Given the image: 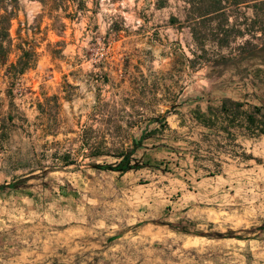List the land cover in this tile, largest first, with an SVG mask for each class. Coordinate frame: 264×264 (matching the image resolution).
<instances>
[{
	"label": "rangeland",
	"instance_id": "374dc122",
	"mask_svg": "<svg viewBox=\"0 0 264 264\" xmlns=\"http://www.w3.org/2000/svg\"><path fill=\"white\" fill-rule=\"evenodd\" d=\"M61 6L18 0L11 22L35 61L0 72V186L20 183L0 191V264H264V136L233 143L194 119L256 104L264 64L189 63L183 0ZM129 152L133 169L95 167Z\"/></svg>",
	"mask_w": 264,
	"mask_h": 264
},
{
	"label": "trees",
	"instance_id": "16d2710c",
	"mask_svg": "<svg viewBox=\"0 0 264 264\" xmlns=\"http://www.w3.org/2000/svg\"><path fill=\"white\" fill-rule=\"evenodd\" d=\"M49 13L62 9L65 0H36ZM168 0H158V6ZM184 20L175 18L180 25L185 24L190 36L198 48L191 51L192 60L189 63L199 61V64L207 66L208 72H216V69L237 67L245 62L253 63L254 66L264 64V0H183ZM18 0H0V72L3 80L11 81L13 78L25 73L35 61V52L24 46L23 42L13 44L10 35L11 22L16 16ZM242 10H250L251 18L244 17L240 20L238 14ZM77 11V10H75ZM237 15V16H236ZM244 40L241 44L231 46L239 39ZM250 40L258 41L252 44ZM211 48L208 50L206 46ZM226 51V52H223ZM16 54V61L10 62L9 58ZM255 72H263L256 68ZM11 93V88L7 90ZM247 106V108H245ZM196 122L209 130L213 136L218 137L224 133L233 143L237 135L235 129H243L250 137L264 136V105H247L244 102L224 99L218 110L208 107L207 113L197 110L194 112ZM0 119V138L4 135ZM143 136L134 144L135 148L142 145ZM240 148L239 145H236ZM132 152L124 154L116 166H110L111 170L126 172L133 169L129 165ZM243 159H251L244 153ZM98 169H108L109 165L95 166ZM20 183L14 182L9 185H1L4 189H17ZM183 231V230H177ZM221 238H231L224 236ZM240 240V238H236Z\"/></svg>",
	"mask_w": 264,
	"mask_h": 264
},
{
	"label": "crops",
	"instance_id": "0c3cea01",
	"mask_svg": "<svg viewBox=\"0 0 264 264\" xmlns=\"http://www.w3.org/2000/svg\"><path fill=\"white\" fill-rule=\"evenodd\" d=\"M252 94H254L258 99V102H256V104L254 105H264V86H260V87H257V88H253V90H250ZM260 92V94L258 95V93ZM253 95V96H254ZM234 101H238V102H244L246 103V101H249V99H245V96L241 95V96H238V98H232Z\"/></svg>",
	"mask_w": 264,
	"mask_h": 264
},
{
	"label": "water",
	"instance_id": "95a60500",
	"mask_svg": "<svg viewBox=\"0 0 264 264\" xmlns=\"http://www.w3.org/2000/svg\"><path fill=\"white\" fill-rule=\"evenodd\" d=\"M110 168H111V167L109 166V167H108V170H111Z\"/></svg>",
	"mask_w": 264,
	"mask_h": 264
}]
</instances>
